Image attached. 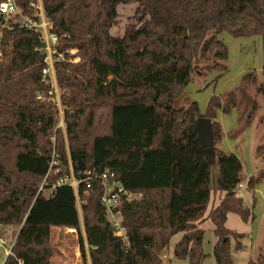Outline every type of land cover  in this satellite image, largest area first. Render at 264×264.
<instances>
[{"label": "trees", "instance_id": "1", "mask_svg": "<svg viewBox=\"0 0 264 264\" xmlns=\"http://www.w3.org/2000/svg\"><path fill=\"white\" fill-rule=\"evenodd\" d=\"M21 0L23 13L29 2ZM136 3L138 23L114 35L121 5ZM65 60L55 63L65 121L56 130L59 110L42 81L44 41L38 31L16 26L4 31L0 56V223L19 229L12 254L3 264H53V233L77 232L85 264H162L172 237L177 258L203 264L206 219L215 226L218 264H234L226 227L230 212L248 222L239 186L254 191L264 172L246 178L240 157L219 147L225 135L244 139L264 98L256 69L240 83L213 94L202 113L186 87L195 76L228 72L223 34L259 36L264 45V0H42ZM42 48V50H40ZM70 59L71 61H68ZM236 112L237 126L225 132L218 112ZM212 122L211 140L196 130L199 117ZM264 121V115L260 117ZM54 138V139H53ZM264 146L260 145L257 150ZM60 172L50 173L53 153ZM218 171L214 177L213 160ZM81 179L78 195L56 185L70 174ZM106 169L142 196L121 200L128 243L115 236L101 203ZM91 171V186L83 181ZM243 185V184H242ZM220 194L217 205L213 196ZM209 210V212H208ZM81 211V212H80ZM89 258V261H88ZM264 264V248L256 260Z\"/></svg>", "mask_w": 264, "mask_h": 264}, {"label": "rangeland", "instance_id": "2", "mask_svg": "<svg viewBox=\"0 0 264 264\" xmlns=\"http://www.w3.org/2000/svg\"><path fill=\"white\" fill-rule=\"evenodd\" d=\"M136 7L134 2L119 7L118 21L112 28L114 35H122L127 25L138 23ZM223 37L229 52L228 72L215 83L210 82L218 72H210L204 79L195 76L194 80L186 87L188 95L199 102L202 113L206 111L210 97L213 94H223L235 88L240 83L242 73L254 68L258 72L259 79L264 81V45L261 37H235L228 32H225ZM258 101L260 107L252 127L244 134V140L239 139L243 142L238 144V139L225 135L219 145L220 148L228 149L226 151L235 152L242 157L246 178L252 174L258 175L264 172V147L257 150L258 146H264V121L260 120V117L264 115V98L259 95ZM218 118L225 131H230L237 125L235 112L232 114L220 112ZM213 162L212 170L215 177L218 167L215 159ZM242 184L241 187L239 186L238 192L243 197L245 206L252 207L253 203L255 204L254 219L246 222L235 212L228 214L226 227L243 234L239 239L241 246L238 249L236 248V238L233 236L230 238V252L234 264H248L250 260H256L264 248V178L255 186L254 191L247 188V180H244ZM216 196L217 194L213 196V199H216ZM216 201H218V197ZM78 208L80 209L79 204ZM201 228L204 230L205 258L203 264H218L214 255V246L217 241L214 223L212 220L206 219L202 222ZM180 237V234L172 237L168 248L161 254L162 264H190L188 258H177L174 255V248ZM53 243L55 247L53 264H85L77 232L68 228H57L53 233ZM5 259V249L0 247V264H3Z\"/></svg>", "mask_w": 264, "mask_h": 264}, {"label": "built area", "instance_id": "3", "mask_svg": "<svg viewBox=\"0 0 264 264\" xmlns=\"http://www.w3.org/2000/svg\"><path fill=\"white\" fill-rule=\"evenodd\" d=\"M28 8L30 12L23 13L21 0H0V56L3 54L1 42L5 30L13 29L16 26H23L40 32L42 40L44 41V50L47 53L45 57L46 66L42 73V81L49 84L50 88L47 97L42 93H38L37 98L55 101L57 103L59 116L56 130L62 129L65 132L64 114L55 69V63L65 60V56L58 51V36L52 30L53 22L47 16L42 0H31ZM40 50H42V48H40ZM68 61L71 60L68 59ZM51 172L55 174L60 172L58 156L55 152L52 155L48 173L40 186V191L45 188L47 184L46 180ZM91 174V171H87L86 177L83 180L87 182V187L91 186ZM98 178L102 183L101 203L105 209L106 218L113 227L115 236L119 237L125 243H128V231L124 224V216L120 206L121 200L125 199L130 202L140 198L142 193L128 190L118 178L117 174L110 169L103 171L98 175ZM81 182V179L75 175L72 165L70 164V174L58 178L57 182L54 183L52 187L55 188L56 185H70L73 187L80 206L81 201L78 195V187ZM241 186L242 184H240V187ZM19 229L20 228L15 229L12 226L0 223V247L5 249L6 257L12 254Z\"/></svg>", "mask_w": 264, "mask_h": 264}, {"label": "water", "instance_id": "4", "mask_svg": "<svg viewBox=\"0 0 264 264\" xmlns=\"http://www.w3.org/2000/svg\"><path fill=\"white\" fill-rule=\"evenodd\" d=\"M196 130L202 140H211L212 138V122L209 118L201 116L196 123Z\"/></svg>", "mask_w": 264, "mask_h": 264}, {"label": "crops", "instance_id": "5", "mask_svg": "<svg viewBox=\"0 0 264 264\" xmlns=\"http://www.w3.org/2000/svg\"><path fill=\"white\" fill-rule=\"evenodd\" d=\"M243 75V73L240 75V76H242ZM219 113H220V111H219ZM218 113V114H219ZM236 113V112H235ZM218 117V116H217ZM218 120H219V118H218ZM220 121V120H219ZM237 126V125H236ZM252 127V126H251ZM251 127L247 130V132L251 129ZM225 132H228V131H225ZM246 132V133H247ZM239 140V139H238ZM244 140V139H243ZM241 142H243V141H238V144L239 143H241ZM220 145V144H219ZM226 150H228V149H226ZM230 152H232V151H230ZM235 153V152H234ZM237 154V153H236ZM239 157H240V159L243 161V159H242V157L239 155V154H237ZM245 162V161H244ZM244 164V163H243ZM246 164V163H245ZM217 197H218V201H216V199H217ZM216 199L214 198L213 200H212V204L210 205V207H209V210L211 209V207H213V205L215 206V205H217L218 203H219V201H220V194H217V196H216ZM209 210H208V212H209ZM200 227H201V225H200ZM178 234H180L181 235V237L184 235V233H178ZM181 237H180V239H181ZM179 239V240H180Z\"/></svg>", "mask_w": 264, "mask_h": 264}]
</instances>
